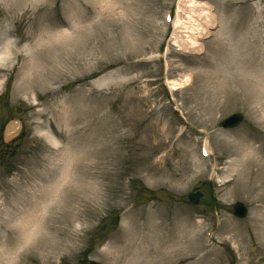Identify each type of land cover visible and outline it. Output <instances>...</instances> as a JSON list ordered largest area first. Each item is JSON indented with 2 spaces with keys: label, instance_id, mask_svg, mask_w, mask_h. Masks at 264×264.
Returning a JSON list of instances; mask_svg holds the SVG:
<instances>
[{
  "label": "rangeland",
  "instance_id": "obj_1",
  "mask_svg": "<svg viewBox=\"0 0 264 264\" xmlns=\"http://www.w3.org/2000/svg\"><path fill=\"white\" fill-rule=\"evenodd\" d=\"M91 1L85 10L87 0H0V264H110L109 240L151 217L165 224L171 250L152 254L147 241L144 264H264L249 257L264 251L253 222L264 203L230 171L239 137L264 145L257 89L236 81L233 46L222 40L249 33L254 67L264 56V0H191L180 11V0ZM78 10L88 36L61 40ZM203 24L208 35L193 39ZM179 34L201 50L180 49ZM29 64L40 71L26 82ZM233 113L242 124L222 130ZM237 202L243 220L232 214ZM33 205L49 234L25 245L17 225Z\"/></svg>",
  "mask_w": 264,
  "mask_h": 264
},
{
  "label": "bare ground",
  "instance_id": "obj_2",
  "mask_svg": "<svg viewBox=\"0 0 264 264\" xmlns=\"http://www.w3.org/2000/svg\"><path fill=\"white\" fill-rule=\"evenodd\" d=\"M86 2V1H85ZM191 0H180L179 1V7L178 11L181 10V6L183 4H190L192 5ZM84 4V2H83ZM82 4V5H83ZM92 4L91 0H87V5H83L85 10H88L90 8V5ZM180 9V10H179ZM102 13L103 11L100 10ZM88 13V12H87ZM103 13L100 14L99 17L100 20L103 19ZM210 20L209 26L214 24V20L211 16L207 15ZM74 21L72 26L70 27V31L72 33L67 32H60L58 34V37L61 40H69L75 35L76 37L86 38L88 36V33L90 32V25H87L86 22L88 20V14L84 15L81 14L78 10V13H74L72 16L71 21ZM180 18L177 20V24H181ZM101 22V21H100ZM103 22V21H102ZM207 26L206 24H203V32L201 34H195L191 33L192 37L195 35L196 39H199L201 37H204L208 35V30L205 28ZM254 32H256L254 30ZM178 34V33H176ZM189 34L187 36V39L189 38ZM194 39V37H193ZM236 38L234 36H227L223 37L222 40H224L226 43L229 44V46H233L232 48V58L233 63L229 65L228 67H233L235 73L234 76L236 81H244L247 84L253 86L255 89H257V100L256 105L259 109L257 114V119L259 120V124L262 125L264 128V56L261 58L256 57V63L253 67L252 65V55H251V44L253 43V38L249 35V33H243L241 38L237 41H235ZM176 44L180 49L187 50V51H200L201 47L198 45L189 44L187 41H184L181 35L179 34L176 39ZM39 67L35 66L34 64H29L27 72L23 75L25 78V81H31L29 77L35 78L34 76L39 74ZM177 84L171 83L172 87H175ZM14 125L12 126V128ZM247 136L239 137V140L236 143L235 149H236V156L237 160L232 163L233 169L231 173H235V176L238 177L240 173H244L246 177V188L249 189V192L251 193V196H254L253 201L257 204L264 203V145L263 147H253L252 140L249 138H246ZM208 148H210L208 146ZM234 154V155H235ZM229 171V172H230ZM103 174L108 172V170H102ZM107 175V174H106ZM203 175H205V172H203ZM98 174L94 176L92 187L90 189V195L91 200L96 204L99 201V185L97 184ZM93 185H97L93 187ZM56 193L57 189L55 188ZM60 193V192H59ZM58 193V195H59ZM256 209L258 211V216L256 219H254V226L257 230L258 235L261 238V242L264 245V213L261 211V205H257ZM92 211V212H91ZM96 207L89 208V212L93 213L96 212ZM43 212L44 209L41 206L34 205L32 206V209L30 212L26 211L24 215H22L19 218L17 230L19 232L20 240H22V244H28L37 235L39 234V231H45V234H42L43 236H46L49 234L48 231H46L47 227L43 221ZM74 217L77 218L78 214H74ZM31 220L32 222H29ZM148 225H142L139 226L134 222V219L131 220V230H127V232L131 233V235L128 237L124 235L123 237L116 236L109 240V243L106 245L112 251H110V255L108 259L110 260V264H123V263H129V264H144L143 262H146L148 257L146 256L147 248L144 247L145 244H148V247L151 250L152 254H155L158 248L160 247L161 251L160 254L164 255L165 258H169V249L168 242H166V238H161L160 235H162L163 231H165L164 227L165 224L163 222L158 223L156 220H153V217L149 218ZM194 224L198 225V229L200 227L201 223L194 222ZM200 231V229H199ZM198 231V232H199ZM57 237H59V232H54ZM195 233V231L193 232ZM128 234V233H127ZM144 234H147V238H150L148 240L145 238ZM155 240V245L152 247L150 245V242ZM148 241V242H147ZM160 245L158 244V242ZM163 241V242H162ZM165 241V242H164ZM162 242V243H161ZM62 244V242H60ZM51 248H53V244H50ZM107 247V248H108ZM210 253V252H209ZM208 253V254H209ZM261 256V260L259 257ZM249 257L252 259H257L258 263L262 261L264 263V251H259V248H256L253 251H249ZM168 260V259H166Z\"/></svg>",
  "mask_w": 264,
  "mask_h": 264
},
{
  "label": "water",
  "instance_id": "obj_3",
  "mask_svg": "<svg viewBox=\"0 0 264 264\" xmlns=\"http://www.w3.org/2000/svg\"><path fill=\"white\" fill-rule=\"evenodd\" d=\"M241 120L240 116H233L230 117L227 121H225V123H223V126L227 127V126H233L239 123V121ZM200 197V194H196V195H189V200L192 204H196L198 201V198ZM235 215L238 217H243L245 215V210L241 205H236L235 206Z\"/></svg>",
  "mask_w": 264,
  "mask_h": 264
}]
</instances>
